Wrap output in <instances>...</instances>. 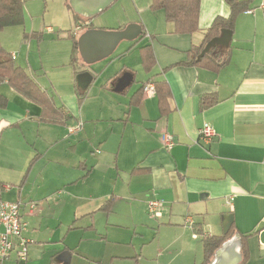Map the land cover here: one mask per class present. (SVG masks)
<instances>
[{"label": "crops", "instance_id": "crops-1", "mask_svg": "<svg viewBox=\"0 0 264 264\" xmlns=\"http://www.w3.org/2000/svg\"><path fill=\"white\" fill-rule=\"evenodd\" d=\"M150 3L65 0L72 19L77 15L86 23L73 19L64 39L73 35L78 41L86 30H121L131 23L142 31L92 63L82 60L78 48L77 73L69 50L65 62L53 60L55 67L65 69V86L72 88L63 91L59 101L42 83L46 68L42 72L41 65L37 72L29 55L20 59V48H30L32 38L22 39L19 48L9 52L70 117L62 123L42 122L38 104L6 81L0 83V93L7 98V106L0 108V184L10 186L0 188V198L21 201L29 224L23 233L29 240L26 258L12 251L3 264H200L203 235H225L231 226L233 234L209 264H264V8L256 0L257 8L238 15L229 52L221 49L219 55L228 52L227 62L213 72L176 63L201 42L216 16L229 15L228 4L200 0L198 30L178 34L162 10L149 9ZM26 19L24 11L23 30ZM12 29L9 34L0 31L2 43H9L10 33L18 37L22 32ZM45 30L53 32L50 26ZM120 43H126L124 49L97 75L105 78L96 104L87 91L98 78L92 65L112 57ZM146 44L155 57L149 72L139 52ZM118 58L125 61L113 67ZM138 66L143 74L136 71ZM82 71L92 75L84 89L76 79ZM127 74L129 83L117 89ZM160 79L170 89L165 114L156 94L146 95L142 87ZM207 94L216 95L217 101L202 108L200 99ZM131 98L138 100L136 105L129 104ZM78 123L80 128L71 132ZM205 124L216 132L210 140L200 138ZM165 133L173 140L170 149L163 142ZM108 200V210L101 209ZM152 200L162 203L159 215L149 218L146 210ZM30 202L35 203L32 212ZM229 214L232 221L224 232ZM240 235L247 251L242 263Z\"/></svg>", "mask_w": 264, "mask_h": 264}, {"label": "trees", "instance_id": "trees-1", "mask_svg": "<svg viewBox=\"0 0 264 264\" xmlns=\"http://www.w3.org/2000/svg\"><path fill=\"white\" fill-rule=\"evenodd\" d=\"M224 1L230 8L229 15L227 17L216 16L210 26L203 31L201 42L198 45H191L186 52V59L179 61L176 64H192L204 67L213 72H218L227 62L229 52L228 46L215 45L203 56L199 57L205 44L212 38L220 35L221 30L228 29L233 32L238 15L249 9V0ZM23 7L24 0H0V31L6 27L23 23ZM199 7L200 0H151L150 3L151 10H162L164 12L166 21L173 23L174 32L178 34H191L198 30ZM73 19L75 23H86L85 20H80L77 15H74ZM70 39V64L74 72L77 73L79 67L81 68L79 64L78 41L73 35H71ZM219 49V53L215 54L214 52ZM221 49L228 51L225 57L219 56L222 51ZM139 52L142 67L146 72H149L155 65L152 46L146 44L140 47ZM3 81H6L15 91L41 107L40 121L62 123L66 118L70 117V114L64 106H56L48 92L31 78L22 67L16 65L12 55L0 44V83ZM154 87L160 112L161 114H165L169 108V85L164 79H160L154 81ZM80 98H82V95H80L79 99ZM137 101L136 98H131L129 104L136 105ZM216 101L217 97L214 94L203 95L200 99V106L206 108L214 104ZM6 106L7 98L0 93V108H5ZM111 201L112 200H108L101 209L108 210ZM234 229L235 228L231 226L229 231L221 236L203 235V260L200 264H209L216 249L233 234ZM240 236L243 242L242 263L247 258V251L244 245V236Z\"/></svg>", "mask_w": 264, "mask_h": 264}, {"label": "rangeland", "instance_id": "rangeland-1", "mask_svg": "<svg viewBox=\"0 0 264 264\" xmlns=\"http://www.w3.org/2000/svg\"><path fill=\"white\" fill-rule=\"evenodd\" d=\"M255 1L256 0H249L248 8H257L261 0H257V6H255ZM131 8L132 12L135 11V7L132 1ZM256 10L261 12V10L259 9ZM24 11H26L27 13L26 23L24 25L25 29H22L23 25L21 24L13 25L12 27L10 26V29L4 28L5 30L3 29L4 31H2V33L4 32L3 34H9L8 32L11 31L7 30H14L12 28H18V30H22V32L21 34H18V37H15L14 33H10L11 35H9V43H2V33H0V44L4 47L7 52H11L19 48L21 41H23L24 39L28 40L32 38L33 41L30 44V48L28 44L20 48V59L23 58L25 60L26 55H29V63L33 64L34 68H38L36 70L37 72L41 69V65H43L44 67L43 69H41L42 72H44L46 68V74L43 73L41 77L43 79L42 83L46 87H50L49 89L51 94H53L56 101H59V95L66 89H68L69 91L72 88H69V84L68 88L67 86H65V83H67L65 82V69H63L62 66L55 67V61L53 60L65 62L68 58V50L71 52V36H69V39L62 38V34L66 33L73 26L71 11H69V9L66 7L65 0H24L23 12ZM242 13L243 12H241L240 14ZM134 16L139 17L135 13ZM144 16H146V18L148 19L147 13H145ZM46 26H50L53 32L47 33V31L45 30ZM29 35L31 37H29ZM125 46L126 43H120L118 46V52L113 54L112 57L102 62L100 61L97 63H93L91 70L93 69V71L96 73V76L100 73V71H102L104 65L107 64L111 59L115 58V56L121 50H123ZM12 47H14V49ZM128 58L129 56L126 59L128 60ZM129 60L132 61V58L130 57ZM124 61L125 59L122 60L118 58L113 67H120V65ZM25 64L21 65L23 66ZM139 66L135 69L139 73L143 74L144 70L142 69V67L139 68ZM97 77V80L95 81L96 83L94 82L93 87L87 89V91L91 93L90 98H92V100L96 104L99 101L97 96L99 94L101 95V93L99 92L101 90L100 84L104 83L103 80L105 78L104 74L99 75ZM146 214L149 218L155 217V215L149 214L148 210H146ZM74 241L75 239L72 235L70 243H74Z\"/></svg>", "mask_w": 264, "mask_h": 264}, {"label": "built area", "instance_id": "built-area-1", "mask_svg": "<svg viewBox=\"0 0 264 264\" xmlns=\"http://www.w3.org/2000/svg\"><path fill=\"white\" fill-rule=\"evenodd\" d=\"M258 7L264 8V0H261ZM247 13L252 10H247ZM76 28H79L77 26ZM12 58L14 55L12 54ZM143 92L146 95H154L155 87L153 83H146L143 86ZM81 123H78L70 131L74 132L79 129ZM216 135L215 130L209 125L205 124L200 128V138L203 140H210ZM163 142L166 149H170L173 145V140L170 134L165 133L163 136ZM8 184H0V188L8 189ZM161 201L152 200L148 203L147 210L149 214L155 216L159 215L157 208L161 206ZM22 202L21 201H9L0 198V264L8 258L12 251H15L17 258L25 259L27 256V244L29 240L24 236V231L28 228L29 224L24 219L21 213ZM29 212H32L35 208V203L30 202L28 205ZM191 223V220L189 221Z\"/></svg>", "mask_w": 264, "mask_h": 264}, {"label": "water", "instance_id": "water-1", "mask_svg": "<svg viewBox=\"0 0 264 264\" xmlns=\"http://www.w3.org/2000/svg\"><path fill=\"white\" fill-rule=\"evenodd\" d=\"M141 27L138 24H128L121 30H86L78 39V48L81 58L86 63H92L97 59L108 56L121 40H131L141 33ZM232 32L228 29L221 30L220 35L209 40L201 50L199 57L203 56L215 45L227 46L231 40ZM92 75L88 71L79 72L76 75L78 86L86 88L90 83ZM131 75L122 76L118 82V88H124L129 83ZM225 230L232 221V215L225 217Z\"/></svg>", "mask_w": 264, "mask_h": 264}]
</instances>
